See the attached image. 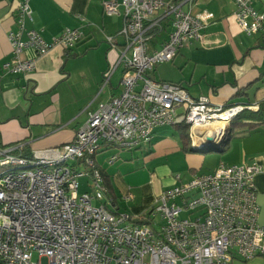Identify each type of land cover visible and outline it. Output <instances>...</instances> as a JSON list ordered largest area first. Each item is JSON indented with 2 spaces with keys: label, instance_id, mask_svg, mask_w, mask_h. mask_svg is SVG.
<instances>
[{
  "label": "built area",
  "instance_id": "built-area-1",
  "mask_svg": "<svg viewBox=\"0 0 264 264\" xmlns=\"http://www.w3.org/2000/svg\"><path fill=\"white\" fill-rule=\"evenodd\" d=\"M28 1L18 4L17 30L8 34L13 57L2 68L13 74L34 69V60L20 58L25 50L37 56L52 47L67 52L83 37L79 29H65L47 43L36 31L26 30L25 21L31 20ZM194 1H102L107 17L123 11L118 33L122 90L88 112L67 145L34 151L30 158L19 154L20 146H0V167L8 168L0 172V264H39L33 254L47 258L48 264H229L232 254L244 261L264 256V226L257 223L254 187L261 171L257 164L219 165L210 175L162 191L145 222L112 212L104 202L107 189L94 160L102 144L137 149L151 142L156 128L179 124L188 126L191 137L216 123L226 129L250 108L212 105L206 97L192 98L179 84L150 76L179 49L202 42L201 30L212 15L183 10ZM254 1L235 0L234 18L248 36L263 29ZM166 21L168 38L160 50L149 51L148 41L164 31ZM105 40L115 47L114 38ZM81 178L90 189L83 194ZM182 213L197 214L189 220ZM156 216L159 229L153 223Z\"/></svg>",
  "mask_w": 264,
  "mask_h": 264
},
{
  "label": "crops",
  "instance_id": "crops-1",
  "mask_svg": "<svg viewBox=\"0 0 264 264\" xmlns=\"http://www.w3.org/2000/svg\"><path fill=\"white\" fill-rule=\"evenodd\" d=\"M21 1L0 0V146H20L19 154L30 158L34 151L69 144L88 112L120 94L124 68L119 62L122 41H118V33L123 11L120 9L119 16H105L104 0H29L31 20L25 21L26 30L36 31L47 43L65 29H79L83 39L67 52L52 47L37 56L25 50L20 58L34 60V69L13 74L2 65L13 57L8 34L17 30L14 21ZM253 7L263 17V29L248 36L234 18L235 0H195L191 7L184 5L183 10L191 14L207 11L212 15L201 30L203 40L179 49L171 62L162 64L166 68L160 74L154 69L157 77L150 75L156 81L181 85L192 98L206 97L212 105L250 107L245 125L236 128L231 137H227V127V140L217 147L199 145L188 131L184 146L177 125L156 128L151 142L137 149L120 152L106 145L94 160L103 174L108 210L140 215L149 209V213L162 191L210 175L219 165L257 164L261 169L254 177L257 223L264 226V123L254 115L260 110L264 116V0H255ZM167 24L164 31L169 34ZM106 37L114 38L115 47ZM106 150L111 151L108 158ZM120 158L124 162L141 159L133 170L143 172L139 186L123 184L120 176L124 171L115 163ZM114 166L117 172L112 170ZM115 178L120 187L113 182ZM133 189L141 197L138 207L130 204L135 199ZM229 264H264V256L244 261L232 254Z\"/></svg>",
  "mask_w": 264,
  "mask_h": 264
},
{
  "label": "rangeland",
  "instance_id": "rangeland-1",
  "mask_svg": "<svg viewBox=\"0 0 264 264\" xmlns=\"http://www.w3.org/2000/svg\"><path fill=\"white\" fill-rule=\"evenodd\" d=\"M163 38H168V31H164L163 32V34H162V36L160 37L159 35H157V36H155L153 39H151L150 41H148V47H149V51H157V50H160L161 49V47H162V43H163ZM165 39V40H166ZM118 41L119 42H121L122 41V39L119 37L118 38ZM163 64V63H162ZM162 64H159V65H157L155 68H157V70H158V73L160 74L161 73V70L163 69V68H166V67H164ZM158 73L156 72V71H153L150 75H154V77H157V75H158ZM105 144H102L101 146H100V149H102V148H105ZM108 149H113V150H119L120 152L121 151H126V149H119V148H116L115 146H106ZM145 147V146H144ZM110 150H106V151H104L105 153V157H107L108 155H109V153H111V151ZM99 153V151L96 153V154H98ZM108 158V157H107ZM122 158V157H121ZM121 158L119 159V161L117 162V161H115V163H117V164H119V165H121V170L120 171H124V174L125 175H123V172H122V176L123 177H121L120 176V178H122L123 180H125V183H123L125 186H127V184L129 185H131V186H139V184H141L142 182H143V177H142V175H143V172H139V173H134L133 172V170H134V167H135V165L136 164H139L140 163V161H141V159L140 160H136V159H132V160H130V161H128V162H124V161H122L121 160ZM108 163H109V160H108ZM81 171H85V170H87V168L85 167V165H79V166H77ZM110 167V166H109ZM108 167V168H109ZM8 168L7 167H0V172H3V171H5V170H7ZM112 170H115L116 172H117V168H116V166H114L113 167V169ZM115 180H116V178L115 179H113V182H115ZM116 183V182H115ZM79 184H80V188H79V194H83L85 191H89L90 189H89V187L87 186V183H86V179L85 178H81L80 180H79ZM117 184V186L118 187H120V185L118 184V183H116ZM135 189V188H134ZM131 190V193L133 194V196L135 197V199L134 200H132L131 202H130V204L131 205H133V206H136V207H138V204H140V195H138L137 193H138V189H136V190ZM118 194H120V196L123 194V192L122 191H118ZM105 198H108V195H106L105 196ZM110 198V197H109ZM112 199H114L113 197H111ZM137 198H138V200H137ZM105 200V199H104ZM118 201H120V199H119V196H118ZM154 204V203H153ZM93 205L94 206H98L99 205V203L98 202H93ZM120 206H122V203H120ZM121 211H123V208L121 209ZM148 211H149V209L148 210H145L144 212H142L140 215L139 214H137V213H134V214H129L131 217H134V219L136 220V221H140V220H142L143 222H145L146 221V215L148 214ZM122 214H124L125 212H121ZM196 214L197 213H194V214H189V213H182L181 214V218H187V219H189V220H192V219H194V217L196 216ZM158 222H160V218L158 217V216H156V217H154V219H153V223H154V225H155V227L157 228V229H159V227L155 224V223H158ZM32 260L34 261V262H36V261H39V264H48V259L47 258H38V255L37 254H33L32 255Z\"/></svg>",
  "mask_w": 264,
  "mask_h": 264
},
{
  "label": "trees",
  "instance_id": "trees-1",
  "mask_svg": "<svg viewBox=\"0 0 264 264\" xmlns=\"http://www.w3.org/2000/svg\"><path fill=\"white\" fill-rule=\"evenodd\" d=\"M167 1V0H166ZM178 0H176L175 2H177ZM83 39V37H82ZM81 39V40H82ZM80 40V41H81ZM79 41V42H80ZM78 42V43H79ZM77 43V44H78ZM76 44V45H77ZM75 45V46H76ZM72 50V49H71ZM246 109H243L241 112H239L230 122H229V125H228V128H229V134L227 137H231L234 130L236 128H239V127H242L244 126L245 124L243 123V120L244 119H248V117L245 115V112H246ZM256 118L258 119V121H260V123H264V116H262V113L260 110H258L255 114ZM177 128L179 130V135H180V138L182 140V144L185 146L188 144V134H187V131H188V126L185 125V124H179L177 125ZM24 157V156H22ZM26 158V157H25ZM102 173V172H101ZM103 175V174H102Z\"/></svg>",
  "mask_w": 264,
  "mask_h": 264
},
{
  "label": "water",
  "instance_id": "water-1",
  "mask_svg": "<svg viewBox=\"0 0 264 264\" xmlns=\"http://www.w3.org/2000/svg\"><path fill=\"white\" fill-rule=\"evenodd\" d=\"M206 132V133H204ZM227 128L221 132H209L198 130L194 134V140L201 146H221L226 142Z\"/></svg>",
  "mask_w": 264,
  "mask_h": 264
},
{
  "label": "bare ground",
  "instance_id": "bare-ground-1",
  "mask_svg": "<svg viewBox=\"0 0 264 264\" xmlns=\"http://www.w3.org/2000/svg\"><path fill=\"white\" fill-rule=\"evenodd\" d=\"M223 128L225 129V127H224V124H212V125H210V126H208V127H205L204 129L206 130V131H209V132H221L222 130H223Z\"/></svg>",
  "mask_w": 264,
  "mask_h": 264
}]
</instances>
